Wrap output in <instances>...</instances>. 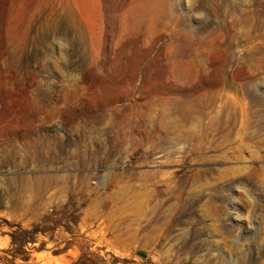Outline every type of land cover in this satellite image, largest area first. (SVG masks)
Wrapping results in <instances>:
<instances>
[{
  "label": "rangeland",
  "instance_id": "1",
  "mask_svg": "<svg viewBox=\"0 0 264 264\" xmlns=\"http://www.w3.org/2000/svg\"><path fill=\"white\" fill-rule=\"evenodd\" d=\"M150 1L0 0V108L33 115L0 132V264H264V0ZM207 79L205 106L163 119Z\"/></svg>",
  "mask_w": 264,
  "mask_h": 264
},
{
  "label": "bare ground",
  "instance_id": "2",
  "mask_svg": "<svg viewBox=\"0 0 264 264\" xmlns=\"http://www.w3.org/2000/svg\"><path fill=\"white\" fill-rule=\"evenodd\" d=\"M151 2V1H150ZM168 4L166 2V0H161V1H155V2H151L149 3L148 5V9L150 12H154L153 15H157L159 16V13L162 11V10H166ZM180 43V42H179ZM179 46V45H178ZM185 50V49H184ZM129 61V60H128ZM139 61V60H138ZM122 62V63H118L116 65V70L120 71V72H124L126 69L130 70H137L138 67L140 66L141 62ZM195 65V64H194ZM144 67V66H143ZM190 68V66H189ZM115 70V69H114ZM130 72V71H129ZM136 73V71H134ZM133 74V73H132ZM189 74V73H188ZM124 75H125V72H124ZM148 75V74H147ZM196 76V75H195ZM130 78V76H128ZM147 76H145L146 78ZM194 77V76H193ZM125 78V77H124ZM123 78V79H124ZM143 78V77H142ZM154 78V77H153ZM153 78H147L148 80H145V82H150L153 80ZM134 79V78H133ZM131 79V80H133ZM156 79V78H155ZM85 80V79H84ZM114 80V79H113ZM90 81V80H89ZM137 81V79H136ZM142 81V80H141ZM144 82V80L142 81ZM141 82V83H142ZM144 82V84H145ZM157 82V81H155ZM89 83V82H88ZM127 83V82H126ZM161 83V82H160ZM164 83V82H163ZM216 83V79H207V80H204L202 82L201 85L198 86V88L196 90H190V92L188 94H184V91H183V96H181L180 98L177 97L175 98L173 101H169V102H157L156 105H158V107H165L167 110L164 111V116H163V119H166L168 117H170V114H169V110L171 108L173 109H176L178 112L181 113V119L183 121H188L191 117V115L195 112L196 109H200L202 108L203 106H205V96H203V94H205L206 92V87H209L211 85H214ZM87 84V83H86ZM97 84V82L95 83ZM143 84V83H142ZM92 85V84H90ZM166 85V84H165ZM85 86V85H84ZM83 86V87H84ZM153 86H156L158 88V84L154 83ZM85 87H88V86H85ZM132 87V86H131ZM139 87V86H138ZM141 87V86H140ZM92 88V87H90ZM135 88V86L133 87ZM86 89V88H85ZM83 89V90H85ZM120 89V88H119ZM118 89V90H119ZM138 89V88H137ZM136 89V91H137ZM82 90V89H81ZM82 90V91H83ZM131 90V89H130ZM162 90V89H161ZM122 91V93H124L123 90H120ZM158 91V90H157ZM84 92V91H83ZM132 92V90H131ZM135 92V91H134ZM160 92V91H158ZM167 92V91H166ZM149 92H147V95H150L148 94ZM153 93V92H152ZM169 93V92H168ZM126 94V93H125ZM153 96V94H151ZM172 95V94H171ZM141 95H139L140 97ZM151 96V97H152ZM158 96V95H157ZM3 97V94H0V98ZM129 97V96H128ZM142 97V96H141ZM150 97V96H149ZM130 98V97H129ZM98 99V98H97ZM33 100V99H32ZM38 100V99H37ZM121 100H122V97H121ZM34 101V100H33ZM128 101V100H127ZM128 102H132V101H128ZM47 104V103H46ZM136 104V103H135ZM134 104V106H135ZM167 104H169L167 106ZM110 105V104H109ZM115 104H113L114 106ZM137 105H139L137 103ZM50 106V105H49ZM116 106V105H115ZM167 106V107H166ZM103 108V107H102ZM121 108V106H120ZM126 108V107H125ZM130 108V107H128ZM127 108V110H128ZM137 108V107H136ZM135 108V109H136ZM60 109V108H59ZM119 109V108H118ZM134 109V108H133ZM56 110V109H54ZM124 110V109H123ZM159 110V108H158ZM53 111V110H52ZM99 111V110H98ZM135 111V110H134ZM44 113V112H43ZM52 113H55V112H52ZM119 113V112H118ZM135 113V112H134ZM262 113L264 114V110L262 111ZM122 114V113H121ZM120 114V115H121ZM141 114V117L139 119V121L137 120L136 122H138V124H136V126H139L140 124L142 125V123H145L147 120L146 118V115L144 113V111H141L140 112ZM93 115V114H92ZM32 114L30 113H26L24 112L23 109L21 110H13V108L11 106H3L2 108H0V132L3 133L4 135H7V136H10L8 138H10V143L11 144H14L15 143V139L13 137L14 134L18 133L19 130H20V127L25 125L26 122L28 120H30L32 118ZM46 116V115H45ZM124 116V115H123ZM123 116H119L117 115L115 109L113 110H105L103 108V110L100 112H98L97 114V118L99 121H103L105 120L106 118H110L114 121V124H115V132L113 134V136L115 137H118L119 135H121V130H122V126H121V122H124V121H127V127H125L126 129V134L124 133L123 137L122 138H125V137H128L129 136V133L132 131V120H130L129 118H126V117H123ZM162 118V117H161ZM155 122V121H154ZM170 122V121H169ZM113 124V123H112ZM153 124V123H151ZM156 124V123H155ZM169 128L172 127V128H175V122H171L169 123ZM134 126V125H133ZM135 126V129H137V127ZM154 127L157 129L158 127L156 125H154ZM134 129V128H133ZM255 132L259 133V134H264V122L259 124V126H257L255 129H254ZM81 134V133H80ZM262 134V136H263ZM84 135V134H83ZM86 137V136H85ZM47 139V138H46ZM30 140V139H29ZM37 140V139H36ZM84 140V139H83ZM27 141V140H26ZM82 141V140H81ZM32 142V141H30ZM34 143V142H33ZM83 143V142H82ZM87 143V142H86ZM18 144V143H17ZM40 144V143H39ZM20 145V144H19ZM35 146V145H34ZM33 146V147H34ZM52 146V145H51ZM53 147V146H52ZM44 150V148H42ZM87 149V147H86ZM42 150V153L44 154ZM48 150V149H47ZM46 151V150H44ZM50 152V151H49ZM90 152V151H89ZM88 152V153H89ZM41 153V154H42ZM87 153V151H86ZM93 153V152H92ZM33 154V153H32ZM47 154V153H46ZM90 154V153H89ZM36 155V154H35ZM39 155V154H38ZM37 155V156H38ZM48 155V154H47ZM55 155V153H54ZM91 155V154H90ZM85 156V155H84ZM87 156V155H86ZM32 158V157H31ZM37 158V157H36ZM90 158V157H89ZM28 159V158H27ZM42 159V158H41ZM45 159V158H44ZM43 159V160H44ZM84 159V158H83ZM30 160V159H29ZM36 160V159H35ZM50 160V159H49ZM34 161V160H33ZM41 162V161H40ZM43 162V161H42ZM38 163V162H37ZM13 164V163H12ZM16 164V163H15ZM40 164V163H39ZM44 164V163H43ZM7 166V165H6ZM240 172V171H239ZM156 173H158L157 170H149L148 172H144V173H140L139 175V179H145L147 177H156ZM43 176V175H42ZM48 177V176H47ZM23 178V177H22ZM46 178V177H45ZM18 179V178H17ZM14 180V179H13ZM27 182V181H26ZM43 182V181H42ZM153 183H159V181L157 180H154L152 181ZM13 184V183H12ZM24 184V182H23ZM28 184V183H27ZM8 185V184H7ZM12 186V185H11ZM135 186V184H134ZM159 186L160 184H157L155 186H150L144 190H138V189H134L133 187V184L131 186V184H125L122 189L123 191L125 192V195L126 194H135V192H137V194H135V196H146L148 194H150V197L151 195H154L156 191L160 192L159 191ZM11 189V188H10ZM134 192V193H133ZM40 193V192H39ZM16 194V193H14ZM41 194V193H40ZM183 195V194H182ZM7 196V195H6ZM41 197V195H40ZM152 198V197H151ZM15 199V198H14ZM31 200V199H30ZM1 202V200H0ZM187 204L189 203V201L187 200L186 201ZM16 203V202H15ZM167 216V215H165ZM164 218V216H161V218ZM150 222H147L148 225H150L152 227L151 229V232H149L150 234H153V235H156L160 238H169V239H173L174 237H177V233L175 231V226H174V223L172 222L171 219H168L167 218V222H166V226L162 227L161 225V220H157L155 219L154 217H150L148 219ZM165 223V222H164ZM161 225V226H160Z\"/></svg>",
  "mask_w": 264,
  "mask_h": 264
}]
</instances>
